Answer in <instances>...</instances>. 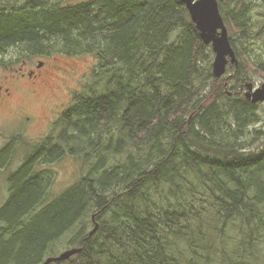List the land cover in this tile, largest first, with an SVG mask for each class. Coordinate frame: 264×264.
Here are the masks:
<instances>
[{
  "label": "trees",
  "instance_id": "16d2710c",
  "mask_svg": "<svg viewBox=\"0 0 264 264\" xmlns=\"http://www.w3.org/2000/svg\"><path fill=\"white\" fill-rule=\"evenodd\" d=\"M10 2L0 0V55L59 44L97 65L47 154L11 178L0 264H43L64 234L80 252L51 264H264V147L238 143L259 122L239 90L264 75V19L252 20L264 5L217 0L237 63L215 80L181 0ZM65 154L91 166L48 202L47 176L32 173Z\"/></svg>",
  "mask_w": 264,
  "mask_h": 264
},
{
  "label": "rangeland",
  "instance_id": "374dc122",
  "mask_svg": "<svg viewBox=\"0 0 264 264\" xmlns=\"http://www.w3.org/2000/svg\"><path fill=\"white\" fill-rule=\"evenodd\" d=\"M24 1L11 0L10 3L19 6ZM52 1L56 2L58 0ZM66 1L82 3L91 0ZM249 1L254 3L255 6L264 5V0ZM253 12L252 20L254 22H260L264 19V7L257 8ZM220 15L222 17L221 13ZM224 25L226 26L225 22ZM227 34L229 35L228 29ZM206 46L211 49V44ZM75 53L69 54L61 45L51 44L50 47L32 52L27 51L25 46H11L0 55V79L4 76L2 83L10 92V106L0 114V147L5 145V151L0 155L7 156L3 163L4 168L0 169V209L4 204H7L10 198L6 178L15 172L17 173V170L24 166L26 159L31 158L38 151H42L44 155L47 154L45 148L47 138L57 132L62 117L67 113V110L78 101L80 96L88 93V87L93 83L94 68L97 65L96 56L94 53ZM257 53L260 55L259 51ZM211 55L210 65L214 57L213 53ZM40 62L44 63L41 65L43 80L35 88H32L30 80L26 77H19V73L35 68ZM232 65L234 64L228 63L226 65L223 79L232 75V72L229 71V67ZM17 70L19 72L14 73ZM246 82L251 83L254 88H259L264 84V75L253 73ZM247 91L245 85L244 88L239 90V94L244 96ZM255 104L258 105L259 122L250 126L240 141L238 140V143L241 142L244 147L245 152L264 147V102ZM37 166L36 171L32 174L35 177L42 176V178L44 175L47 176L44 190L47 191V187H50L48 189L49 200H47L50 202L75 185L82 176H86L91 164L85 162L82 156L65 154L58 161L43 166L38 163ZM0 218L5 220L2 216ZM1 224L0 238L3 237L2 232L5 228V225ZM96 224H93L91 219L87 228L88 232H91ZM71 236L72 234L61 236L52 245L53 250L48 257H56L65 250H70L72 247L70 244Z\"/></svg>",
  "mask_w": 264,
  "mask_h": 264
},
{
  "label": "water",
  "instance_id": "95a60500",
  "mask_svg": "<svg viewBox=\"0 0 264 264\" xmlns=\"http://www.w3.org/2000/svg\"><path fill=\"white\" fill-rule=\"evenodd\" d=\"M185 5L192 22L195 24L199 37L204 45H210L214 55L211 64L213 78L220 79L226 71L228 63L236 65L235 52L232 49L226 26L218 10L216 0H181ZM244 97L255 104L264 102V84L254 88L251 83L246 84ZM98 225L94 226L90 235L94 234ZM78 249L66 250L57 257L48 258L45 264L61 262L78 253Z\"/></svg>",
  "mask_w": 264,
  "mask_h": 264
},
{
  "label": "flooded vegetation",
  "instance_id": "af4514ba",
  "mask_svg": "<svg viewBox=\"0 0 264 264\" xmlns=\"http://www.w3.org/2000/svg\"><path fill=\"white\" fill-rule=\"evenodd\" d=\"M23 64H24V62H23ZM43 64H44L43 62H40L39 65L36 66L35 68H31V69H28L24 72H20L19 77H26L28 80H30L31 87L35 88L43 80V75L41 74V70H42L41 65H43ZM8 69L13 71L11 68H8ZM15 72H19V70L14 71V73ZM3 77H2V79H3ZM2 79H0V114L3 110H6V108L10 106V92H9V89L7 87H4V85L2 83ZM4 147H5V145L0 147L1 149L3 148V150L0 149V154H2L5 151ZM6 157L7 156L0 155V169L4 168L3 163H4V160ZM14 174L15 173L10 175V173H9L10 176L8 178H6V186H7L8 193L10 192L11 178ZM5 205L6 204H4L0 210H2L5 207ZM3 223H5V221H3ZM7 236H10V234H8ZM3 237H5L4 234H3Z\"/></svg>",
  "mask_w": 264,
  "mask_h": 264
},
{
  "label": "bare ground",
  "instance_id": "6f19581e",
  "mask_svg": "<svg viewBox=\"0 0 264 264\" xmlns=\"http://www.w3.org/2000/svg\"><path fill=\"white\" fill-rule=\"evenodd\" d=\"M234 52H235V51H234ZM236 60H237V59H236ZM15 173H16V172H15ZM1 225H2V224H1ZM88 233H89V232H88ZM90 233H91V232H90ZM70 249H76V248H72V247H71ZM78 250H79V252H80V249H78ZM65 251H66V250H65ZM79 252H78V253H79ZM78 253H76V254H78ZM76 254H75V255H76ZM73 256H74V255H73ZM56 257H57V256H56ZM71 257H72V256H71ZM48 258H52V257H48ZM48 258H47V259H48ZM47 259L44 261L43 264L46 263ZM68 259H69V258H68ZM51 263H57V262H51ZM51 263H49V264H51Z\"/></svg>",
  "mask_w": 264,
  "mask_h": 264
}]
</instances>
